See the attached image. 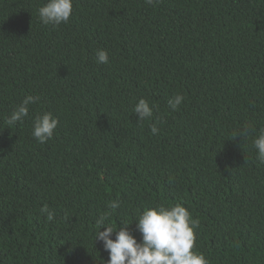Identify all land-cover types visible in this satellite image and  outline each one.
Listing matches in <instances>:
<instances>
[{
    "label": "trees",
    "instance_id": "obj_1",
    "mask_svg": "<svg viewBox=\"0 0 264 264\" xmlns=\"http://www.w3.org/2000/svg\"><path fill=\"white\" fill-rule=\"evenodd\" d=\"M45 2L0 0V264H102L95 220L116 199L117 225L183 203L210 264H264V0H73L57 27L39 20ZM29 94L40 100L8 125ZM140 98L152 120L135 115ZM44 112L59 124L41 144Z\"/></svg>",
    "mask_w": 264,
    "mask_h": 264
},
{
    "label": "clouds",
    "instance_id": "obj_2",
    "mask_svg": "<svg viewBox=\"0 0 264 264\" xmlns=\"http://www.w3.org/2000/svg\"><path fill=\"white\" fill-rule=\"evenodd\" d=\"M156 0H145L152 5ZM73 13V0H46L39 9V20L44 25L57 27L67 23ZM98 64L109 63V54L105 49L96 52ZM185 97L177 93L168 100L172 110H177L184 102ZM40 100L38 95H27L17 105L7 118L8 125L22 122L28 117L30 105ZM155 105L145 98H140L134 106V113L139 121L152 120ZM161 118H156L150 125L153 135L160 132ZM59 124L58 118L51 112L38 114L33 120L32 135L41 144L53 137ZM238 134L244 137L249 134V128H242ZM257 150L256 159L264 164V128H261L253 140ZM119 199L108 202L111 212L100 214L95 220L94 241L102 242L103 250L108 253L107 260L100 259L102 264H210L202 252L194 250L196 245V229L199 228L198 219L193 218L190 210L183 203L165 205L161 203L155 207L145 208L132 222L120 221L113 223L110 220L112 212L120 208ZM42 211L47 220L55 219V213L45 205ZM136 222V230L140 239L133 233L130 226ZM103 229V230H101ZM114 235V238H113ZM72 249L68 250L71 255Z\"/></svg>",
    "mask_w": 264,
    "mask_h": 264
}]
</instances>
